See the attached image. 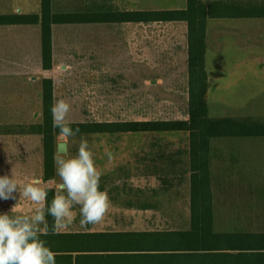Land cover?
I'll return each instance as SVG.
<instances>
[{
  "label": "rangeland",
  "instance_id": "obj_1",
  "mask_svg": "<svg viewBox=\"0 0 264 264\" xmlns=\"http://www.w3.org/2000/svg\"><path fill=\"white\" fill-rule=\"evenodd\" d=\"M237 1V2H236ZM231 7L264 8V0H234ZM168 5L167 0H51L52 15L69 16L74 14H90L95 18L101 13H107L110 17L124 12H136V10L151 11L164 8ZM170 5V4H169ZM42 0H0V16L19 15L22 17L41 16ZM116 18V17H113ZM28 20V19H27ZM31 20H33L31 18ZM114 24V23H112ZM167 23H165L166 25ZM147 25V24H146ZM42 29V28H41ZM145 41L149 46L161 47L166 40L160 37L167 33V28H145ZM109 34L119 35L122 33L113 32ZM178 37V29H176ZM151 35H156L152 38ZM87 31H76L71 29L55 28L56 40H67L66 51L70 57L67 71L68 79L64 91H57L55 100L63 99L71 105L69 113V124L81 123H146L159 121H186L190 117V96L189 78L180 57L176 59L160 55L154 57L155 62L148 58L149 62H144L143 66V90L140 89L139 66L137 69L133 64H111L106 67L108 78L102 81L105 88L101 86L99 90L92 93L90 87V77L93 71V63L88 53ZM60 46L62 45L59 44ZM117 46L120 44L117 43ZM62 49V47H60ZM113 57V56H112ZM103 66V65H102ZM74 70V71H73ZM103 71V69H99ZM78 73L76 79L71 75ZM93 73V72H92ZM136 74L138 80L135 79ZM126 77V78H125ZM71 78V79H69ZM240 90H245L248 86L247 80L242 81ZM263 83L264 81H260ZM238 85V83H237ZM246 85V86H244ZM70 86V87H69ZM226 82L223 83L218 105L233 104V101L244 105V110L254 108V113L246 112L248 117H241L248 121L261 122L264 125V92L257 91V95H236L228 94ZM235 89V88H234ZM238 90V91H240ZM36 88L33 86L32 111L24 112H1L2 132H27L29 126L24 123L40 124L43 122V113L38 109ZM235 90L234 92H236ZM232 92V91H229ZM253 92V91H252ZM212 102L211 105H213ZM216 106V107H217ZM37 108V109H36ZM223 110V109H222ZM233 110V109H232ZM212 116H230L236 113L215 112L213 106L210 107ZM11 123H14L10 125ZM26 128V129H25ZM191 134L185 131L154 133L135 132L128 134H89L76 135L70 138L71 151L66 153V157L75 156L78 152L80 141L91 139L90 150L94 158L108 163L114 174L119 175L125 172L133 174L135 170H142L144 174L168 173L177 168L186 169L187 163L185 154L188 153L189 140ZM107 139H102V138ZM129 137V138H125ZM260 141L259 149L264 148V139ZM56 152L58 141L55 135ZM96 143H93L95 142ZM67 143V144H68ZM254 146V145H252ZM138 147V148H137ZM96 148L95 152L94 149ZM98 148V149H97ZM137 148V149H136ZM113 154L111 163L105 155V150ZM264 152V151H263ZM260 154V152H259ZM254 156V166L252 170L251 186L254 193H250L248 199H237L236 194H230L229 200L219 201V216L214 223V232L217 234L226 233H263L264 232V153ZM128 161V163H127ZM127 163V164H126ZM195 164H193L194 166ZM137 170V171H138ZM115 177H113L114 179ZM148 182L136 188L135 182L127 184V193H122L119 181L112 182L108 190L110 208L102 223L98 225H88L87 229L80 226L79 206L73 208L74 220L71 225L62 232H93V231H189L191 230L190 218V198L189 192L183 185L182 178L177 180L176 186L172 185L173 180L166 178V183L160 184L159 177L152 175ZM141 185V184H140ZM125 189V188H124ZM256 189V190H255ZM235 195V196H234ZM244 196V193H239ZM252 196V198H251ZM20 199V196L17 197ZM17 199V201H18ZM255 199V200H252ZM254 201V202H252ZM236 207L235 205H238ZM251 205V206H248ZM245 205L246 207H242ZM150 208L140 213L135 212L136 208ZM33 206L20 208V211L27 213ZM236 211H240V216H234ZM243 213V215H242ZM7 214H11V211ZM43 227V226H41Z\"/></svg>",
  "mask_w": 264,
  "mask_h": 264
},
{
  "label": "crops",
  "instance_id": "obj_2",
  "mask_svg": "<svg viewBox=\"0 0 264 264\" xmlns=\"http://www.w3.org/2000/svg\"><path fill=\"white\" fill-rule=\"evenodd\" d=\"M141 1V0H137ZM168 5L164 8L151 11L136 10L138 12L153 11H183L188 8V0H167ZM207 6L213 5L210 15L207 18L206 36H205V65L208 79L207 89V107L208 118L212 121L235 120L239 123L262 124L261 122L248 121L241 117H248L246 112L257 113L254 108L244 110V105L240 106L237 102L233 104L218 105L223 83L226 82L227 90L232 91L233 96L238 95H257L260 89L264 92V14L257 16L256 7L232 9L234 0H202ZM237 2V1H236ZM170 4V5H169ZM223 4L224 6H222ZM225 6H228L227 8ZM259 15V14H258ZM165 23H167L165 25ZM147 24V25H146ZM167 28L166 34L160 37L166 40L161 47L149 46L145 41V28ZM71 29L76 31H87L86 38L88 44V53L93 63V73L91 72L90 87L93 94L101 86L105 88V81L108 76L104 65L111 64H135V69L141 71L139 75L140 89L143 90V66L144 62H149L148 58L160 55L173 60L180 57L189 76V26L186 22H160V23H90V24H62L52 27V57L53 68L45 70L43 67V49H42V29L40 24H0V176L11 175L12 169L16 173L17 179L21 183L30 182L34 179L41 181V186L56 191V183L49 184L45 179V148L44 137L40 134H28V132H2L1 112H24L32 111V93L35 86V95L37 96L38 109L44 111L43 92L44 81L52 80L54 100L57 97V91H64L66 88L67 71L70 63L69 55L66 51L67 40H56L55 28ZM178 29V37L176 34ZM119 32L122 34L113 35L109 33ZM156 35H151L155 38ZM62 45L60 46L59 44ZM120 45L117 46L116 44ZM62 47V49L60 48ZM113 56V57H112ZM103 65V66H102ZM111 67H108L110 69ZM103 69V71H99ZM74 71V70H73ZM78 73H73L72 79H76ZM69 78V79H71ZM126 78V77H125ZM138 80L136 74L135 77ZM190 80V78H189ZM243 80H247L248 86L245 90H240ZM238 83V85H237ZM246 86V85H244ZM70 87V86H69ZM235 88V89H234ZM237 90L236 92H234ZM240 90V91H238ZM253 91V92H252ZM212 102H216L213 103ZM213 111L236 113V115L223 116L210 114V107ZM217 106V107H216ZM37 109V108H36ZM223 109V110H222ZM233 109V110H232ZM14 123H11L12 125ZM40 124L24 123L25 126H38ZM28 128V129H29ZM3 129V128H2ZM26 129V128H25ZM129 138V137H125ZM91 139H87L92 143ZM102 139H107L102 138ZM264 139V136H218L212 137L208 141V159L207 166L210 176V188L212 192L213 222L221 214L219 212V201L229 200L230 194H236L237 199H248L250 193H254L252 188V168L254 166V156L264 153V148L259 149L257 145ZM93 143H96L93 142ZM254 145V146H252ZM58 147V146H57ZM138 148V147H137ZM136 148V149H137ZM98 149V148H97ZM188 153L185 154L187 168L170 170L168 173L157 172L155 174H144L142 170L136 169L134 175L125 172L119 175L114 174L108 163L95 159L97 167L102 171L100 178V190L108 192L112 182L119 181L122 193H127V184L135 182L136 188L148 182L152 175L159 177L160 184L166 183V178L173 180L172 185L176 186L182 178L183 185L188 189L190 198V218L192 223V177L196 173L193 169L191 156V141L189 140ZM96 148L94 149L95 152ZM71 151V144H67V153ZM260 152V154H259ZM58 154V152H56ZM55 154V155H56ZM68 156V155H67ZM128 163V161H127ZM126 163V164H127ZM138 170V171H137ZM113 177H115L113 179ZM58 182L56 175L53 179ZM141 184V185H140ZM125 188V189H124ZM256 190V189H255ZM244 193L240 196L239 193ZM16 200L0 199V214H7L12 207L19 202L16 194ZM252 198V196H251ZM18 199V201H17ZM255 200V199H252ZM254 202V201H252ZM31 202L22 201L21 208L30 207ZM232 206L236 207L239 206ZM246 207L245 205H241ZM248 206H251L248 204ZM150 208L139 207L135 212H144ZM241 212L236 211L234 216H240ZM243 215V213H242ZM172 231V230H169ZM93 232H112V231H93ZM123 232H155V231H123ZM71 233V232H61ZM264 233V232H263ZM249 234H257L256 232Z\"/></svg>",
  "mask_w": 264,
  "mask_h": 264
},
{
  "label": "trees",
  "instance_id": "obj_3",
  "mask_svg": "<svg viewBox=\"0 0 264 264\" xmlns=\"http://www.w3.org/2000/svg\"><path fill=\"white\" fill-rule=\"evenodd\" d=\"M51 0H42L41 16H0L1 25L40 24L42 28L43 67L53 68L52 27L62 24L90 23H160L186 22L189 26V96L190 117L186 121L81 123L69 124L79 129L78 135L128 134L135 132H178L191 134V156L194 172L192 177V223L189 231L155 232H71L54 234L53 220L47 216L48 233L40 239L57 253L56 264H264V233L214 232L212 192L207 166L208 141L218 136H264V125L239 123L235 120L212 121L208 118V79L205 65V36L207 18L213 4L207 6L202 0H188L183 11L124 12L112 17L107 13L97 15H52ZM224 6L223 4H221ZM226 8L228 6H225ZM233 6L232 9H236ZM238 9H243L239 7ZM257 16L264 8L257 7ZM259 14V15H258ZM116 17V18H113ZM31 18L33 20H31ZM28 19V20H27ZM54 102L53 82L44 81L43 122L32 126L28 134L44 137L45 179L55 178V135L51 107ZM46 205L55 195L47 189Z\"/></svg>",
  "mask_w": 264,
  "mask_h": 264
},
{
  "label": "clouds",
  "instance_id": "obj_4",
  "mask_svg": "<svg viewBox=\"0 0 264 264\" xmlns=\"http://www.w3.org/2000/svg\"><path fill=\"white\" fill-rule=\"evenodd\" d=\"M50 111L53 127L59 130L60 144L59 153L54 155L59 180L48 181L56 183L55 195L46 205L48 192L39 179L21 183L13 169L10 176H0V199L16 200L17 192L20 196L11 214H0V264H56L57 253L40 239L41 234L48 233L46 217H52V232L59 234L73 222L75 206H79V223L85 229L102 223L110 208L108 193L100 190L102 171L96 165L88 141H80L75 156L66 157L61 152L79 132L69 126L71 105L63 99L54 100ZM105 155L111 163L113 154L106 149ZM22 201L31 202L33 209L21 212Z\"/></svg>",
  "mask_w": 264,
  "mask_h": 264
},
{
  "label": "water",
  "instance_id": "obj_5",
  "mask_svg": "<svg viewBox=\"0 0 264 264\" xmlns=\"http://www.w3.org/2000/svg\"><path fill=\"white\" fill-rule=\"evenodd\" d=\"M57 150H58V153H59L60 144H58ZM61 152H62V154H66L67 153V145L62 147Z\"/></svg>",
  "mask_w": 264,
  "mask_h": 264
}]
</instances>
